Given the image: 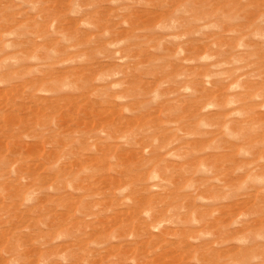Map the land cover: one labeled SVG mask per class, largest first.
Segmentation results:
<instances>
[{"label":"rangeland","instance_id":"obj_1","mask_svg":"<svg viewBox=\"0 0 264 264\" xmlns=\"http://www.w3.org/2000/svg\"><path fill=\"white\" fill-rule=\"evenodd\" d=\"M0 264H264V0H0Z\"/></svg>","mask_w":264,"mask_h":264},{"label":"bare ground","instance_id":"obj_2","mask_svg":"<svg viewBox=\"0 0 264 264\" xmlns=\"http://www.w3.org/2000/svg\"><path fill=\"white\" fill-rule=\"evenodd\" d=\"M18 84H19V83H18ZM10 85H11V84H10ZM20 85H21V84H20ZM13 90H14V89H13ZM8 91H9V90H8ZM23 118H25V117H23ZM23 118H22V119H23ZM29 118H30V117H29ZM39 121H40V120H39ZM40 122H41V121H40ZM40 122H39V124H41ZM42 122H43V121H42ZM2 127H3V126H2ZM26 130H28V129H26ZM33 142H34V141H33ZM30 143H31V142H30ZM27 144H29V143H27ZM32 145H33V144H32ZM40 146H41V145H40ZM32 152H33V151H32ZM8 157H9V156H8ZM11 159H12V158H11ZM9 160H10V159H9ZM38 164H39V163H38ZM13 168H14V167H13ZM14 169H15V168H14ZM6 184H7V183H6ZM226 207H227V206H226ZM194 208H195V207H194ZM213 209H214V208H213ZM218 209H219V208H218ZM215 210H216V209H215ZM206 211H207V210H206ZM213 211H214V210H213ZM221 212H222V210H221ZM222 214H224V213H222ZM195 215H196V214H195ZM197 216H198V215H197ZM197 216H196V217H197ZM221 216H222V215H221ZM225 218H226V217H225ZM212 221H213V220H212ZM161 224H162V223H161ZM161 224H160V225H161ZM158 225H159V224H158ZM215 225H216V224H215ZM201 230H202V229H201ZM206 231H207V230H206ZM173 233H174V232H173ZM215 233H216V232H215ZM144 238H145V237H144ZM128 246H129V245H128ZM121 247H122V246H121ZM125 248H126V247H125ZM200 250H201V249H200ZM211 261H213V260H211Z\"/></svg>","mask_w":264,"mask_h":264}]
</instances>
